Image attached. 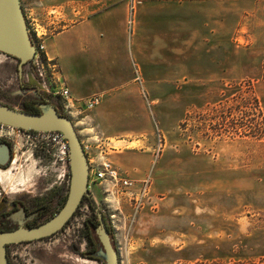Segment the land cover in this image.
<instances>
[{"label": "rangeland", "instance_id": "rangeland-1", "mask_svg": "<svg viewBox=\"0 0 264 264\" xmlns=\"http://www.w3.org/2000/svg\"><path fill=\"white\" fill-rule=\"evenodd\" d=\"M139 2L134 0L135 5ZM253 7L249 5L238 18L229 38L231 52L225 84L142 87L133 73L138 85L117 88L113 99L106 103L110 110L125 105L133 111L129 120L117 122L125 124L123 130L134 132L119 138L124 142L98 140L94 143L99 146L96 152L103 151L111 162L115 154L132 155L136 165H140L141 156H148L140 178L113 163L136 182L151 178L148 195L133 220L127 194L107 182L89 189L88 197L99 211L105 212L112 228L119 264H264V16L254 14ZM32 10L39 27L50 35L71 21L67 16L59 17L61 12L43 6ZM168 16L167 11L160 13L157 21V30L165 34L172 27ZM175 18L171 17L172 21ZM131 30L127 27L128 33ZM182 39L178 40L181 48ZM164 41L172 48L173 38ZM192 53L186 52L190 60L186 67L193 66ZM166 55L164 66L180 61L178 74L187 73L180 66L182 56L176 62L172 55L173 62L170 54ZM17 65L16 60L0 53V102L20 110L22 103L37 98L30 91L32 85L20 81ZM156 75L160 78L164 72ZM99 96L101 102L92 110L73 117L66 115L76 132L83 118L102 107L104 96ZM124 97L126 103L121 100ZM253 98L259 100L261 114ZM57 102L60 113L65 114L61 102ZM103 121V127L119 129L113 119ZM158 138L161 151L155 159ZM35 145L26 143V138L21 144L15 142V147L21 149L18 154L14 152L7 169H0L1 197L11 200L26 193L34 196L52 185L58 186L54 182L59 181L52 176L50 166L47 169L41 162ZM4 203L0 202V211ZM86 203L80 204L75 219L56 236L53 245H30L26 261L101 264L82 255L87 248L81 238L82 223L90 215ZM164 207L168 215L178 219L172 222L165 218L166 233L158 236L157 228L146 221H152ZM142 214L147 215L140 222ZM166 229L174 231L168 233Z\"/></svg>", "mask_w": 264, "mask_h": 264}, {"label": "crops", "instance_id": "crops-1", "mask_svg": "<svg viewBox=\"0 0 264 264\" xmlns=\"http://www.w3.org/2000/svg\"><path fill=\"white\" fill-rule=\"evenodd\" d=\"M20 1L24 8L43 6L61 12L59 17L71 19L46 39L45 54L47 59L56 61L74 99L104 96L102 107L83 118L77 131L80 142L90 144L98 140H119L134 132L123 130L121 127L125 124L117 122L129 120L133 112L129 107L124 105L110 110L105 106L113 99L117 88L138 85L136 76L142 87L178 86L181 83L194 87L225 84L231 52L229 38L238 18L247 12L249 5H254V14L264 16V0H140L139 5H135L132 30L128 33L127 0ZM62 8H66L65 12L60 11ZM165 11L169 15L168 23L172 25L167 34L157 30L158 17ZM174 16L177 18L172 21ZM255 23L256 20L253 27ZM169 37L174 40L172 48L164 41ZM181 38H184L183 48L178 42ZM191 51L193 66L186 67V62L190 61L186 52ZM166 53L170 54L171 61L172 55L176 56V62L182 56L180 66L187 73L178 74L180 61L175 62V66L169 63L164 66L168 57ZM159 72H164L160 78L156 75ZM121 100L126 103L125 97ZM111 119L117 122L119 129L103 127V120L108 122ZM141 157L140 165L134 163L132 155L115 154L111 160L121 169L133 171V177L140 178L149 161L148 156ZM165 210L166 207L161 208L157 211L158 216L146 221L157 228L158 236L166 233L165 218L172 222L178 219ZM146 215H141L140 222ZM167 230L168 233L174 231Z\"/></svg>", "mask_w": 264, "mask_h": 264}, {"label": "water", "instance_id": "water-1", "mask_svg": "<svg viewBox=\"0 0 264 264\" xmlns=\"http://www.w3.org/2000/svg\"><path fill=\"white\" fill-rule=\"evenodd\" d=\"M0 53L18 62L19 77L23 66L29 64L35 55L20 0H0ZM42 113H27L0 103V123L25 131L62 134L68 145L70 186L62 209L48 222L34 229H19L0 233V264H10L6 256V245L35 240L59 231L74 214L82 199L88 194V165L74 125L68 117L59 115L52 105L40 106ZM10 148L0 145V166H6L10 159ZM100 240L107 264H119L108 232L102 223Z\"/></svg>", "mask_w": 264, "mask_h": 264}, {"label": "flooded vegetation", "instance_id": "flooded-vegetation-1", "mask_svg": "<svg viewBox=\"0 0 264 264\" xmlns=\"http://www.w3.org/2000/svg\"><path fill=\"white\" fill-rule=\"evenodd\" d=\"M13 59V58H12ZM15 60V59H14ZM18 63V62H17ZM17 73L18 72V65H17ZM20 81L24 80L30 83V91L35 95L37 99L29 100L24 102L28 104L33 110L34 113H42L44 110L40 108L42 105H52L58 112L59 115H63L65 117L66 114H61L59 111L58 99L53 97L49 92V88L47 85L46 78L41 75L40 71L37 70L36 65L34 64L33 60L23 66L21 77H19ZM2 103V102H0ZM4 104V103H2ZM23 104V103H22ZM6 105V104H4ZM7 106V105H6ZM10 107V106H8ZM23 107V106H22ZM21 107V108H22ZM12 108V107H11ZM21 110V109H20ZM23 111V110H22ZM25 112V111H24ZM28 113V112H27ZM1 125H4L0 123ZM20 132H23V135L28 134L26 137V143H36L35 148L40 154L41 162H43L47 169L49 166L51 168L52 176L57 178V181L54 184L58 186H51L50 188H45L43 193L39 195L29 196L28 193L22 194L21 196H17L11 200L7 197H1L0 195V202L5 204L3 210L0 211V233H9L13 232L20 227L23 229H34L37 228L44 223L48 222L55 216L64 206L69 186H70V179H71V172L69 167V180L67 181L60 175L59 164L55 161V156L53 152L46 144V140H39L36 138V131H25L16 128ZM24 139L21 141L19 137L14 136L12 139H5L0 138V145L5 144L7 145L10 150V159L6 166H0V169H7L12 162L13 154L16 151L18 154V149L15 147V142L21 144ZM24 147V146H22ZM58 171L59 174L56 175L55 172ZM62 183V184H61ZM89 187L88 185V194H89ZM3 191V190H2ZM88 194L82 199L80 204H84L87 202L86 206L90 213L87 219L83 220L82 223V231L83 235L81 236L82 240L85 241L87 248L85 252L82 254L83 257L100 262L101 264H107L102 251L101 240H100V232H101V225L104 224L107 232L108 237L111 242L112 247L117 252L115 248L113 232L111 231L112 228L107 223L105 212L99 211L92 198L88 197ZM80 204L74 214L70 217L67 223L57 232L50 234L48 236L42 237L40 239L35 240H28V241H21L17 243H9L6 245V256L10 264H32L27 262L25 256L28 255L26 249L36 243H43L48 245H53L56 241L58 236L61 232H64L69 224L72 223V220L75 219L76 213L78 209H80Z\"/></svg>", "mask_w": 264, "mask_h": 264}, {"label": "built area", "instance_id": "built-area-1", "mask_svg": "<svg viewBox=\"0 0 264 264\" xmlns=\"http://www.w3.org/2000/svg\"><path fill=\"white\" fill-rule=\"evenodd\" d=\"M129 1L127 27L130 29L133 25L135 3L134 0ZM23 14L32 45L35 49L33 62L36 65L37 70L40 71L41 75L46 78L51 95L61 102L64 113L69 117H73L81 113L83 110H92L99 105L101 102V96L98 95L92 96L87 100L74 99L72 97L67 84L61 77L56 61L49 60L46 57L45 41L50 36V32L39 27L37 18L32 9L26 10L24 8ZM23 134V132H20L16 128L0 124V138L12 139L16 136L22 141L24 138L28 137V134ZM35 135L39 140H46V144H48V147H50V150L56 158L55 161L59 164L60 175L68 181V145L62 134L56 131H51L36 132ZM158 142L159 145L157 146L154 154L155 159L161 151L160 138H158ZM80 143L88 165L89 187L97 185L101 182L109 183L112 185V188L117 187L118 191L128 195V202L132 211L131 220L136 218L138 212L143 206L144 199L148 195L151 181L150 176H147L141 182H136L129 178L126 173H123L113 162H111L107 158V154H103V151L96 152L99 146L94 145L95 141L93 144ZM107 191L109 190H105V192Z\"/></svg>", "mask_w": 264, "mask_h": 264}, {"label": "trees", "instance_id": "trees-1", "mask_svg": "<svg viewBox=\"0 0 264 264\" xmlns=\"http://www.w3.org/2000/svg\"><path fill=\"white\" fill-rule=\"evenodd\" d=\"M262 67H263V71H262V76H263V79H264V62H263V65H262ZM249 90H250V88H249ZM253 101H254V106H255V109L258 111V113L259 114H261V105H260V102H259V100L257 99V98H253ZM253 105V104H252ZM8 106V105H7ZM22 108H21V110H23V111H25V112H28V113H34L35 112V110H33L30 106H28V104H26V103H23L22 104ZM258 114V115H259ZM112 231V230H111Z\"/></svg>", "mask_w": 264, "mask_h": 264}]
</instances>
